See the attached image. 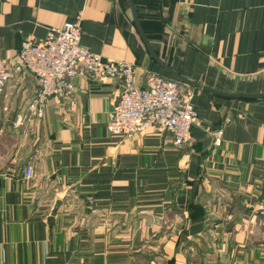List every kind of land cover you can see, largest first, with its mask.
I'll list each match as a JSON object with an SVG mask.
<instances>
[{
  "label": "crops",
  "instance_id": "crops-1",
  "mask_svg": "<svg viewBox=\"0 0 264 264\" xmlns=\"http://www.w3.org/2000/svg\"><path fill=\"white\" fill-rule=\"evenodd\" d=\"M131 1L173 72L224 94L264 93V0ZM76 19L81 45L132 65L136 86L150 74L174 79L127 0H0V59ZM72 84L71 99L49 100L20 128L36 79L23 73L0 95V264H264V218L254 213L264 201V101L190 88L199 120L176 149L157 132H107L117 82Z\"/></svg>",
  "mask_w": 264,
  "mask_h": 264
},
{
  "label": "built area",
  "instance_id": "built-area-1",
  "mask_svg": "<svg viewBox=\"0 0 264 264\" xmlns=\"http://www.w3.org/2000/svg\"><path fill=\"white\" fill-rule=\"evenodd\" d=\"M81 20L67 22L48 30L41 42L27 37L17 55L0 59V95L15 77L27 73L36 79L37 88L26 113L14 120L20 128L42 118L51 99L65 101L75 95V78L94 83L115 81L119 93L107 123L111 135L131 139L136 135L157 132L168 138L171 146L183 149L198 123L193 93L173 79L150 74L144 87L135 84V69L123 62L104 60L81 45ZM215 145H221L222 130L215 132ZM32 169L25 168L24 177L31 179ZM264 218V201L254 208ZM232 217H228L227 221Z\"/></svg>",
  "mask_w": 264,
  "mask_h": 264
},
{
  "label": "water",
  "instance_id": "water-1",
  "mask_svg": "<svg viewBox=\"0 0 264 264\" xmlns=\"http://www.w3.org/2000/svg\"><path fill=\"white\" fill-rule=\"evenodd\" d=\"M127 2L130 5L132 14H133V18L135 21V25L145 43L146 46H148V42L147 39L145 37V34L140 26V23L138 22V19L136 17V13H135V9L134 6L132 4L131 0H127ZM149 52L152 55L153 59L156 61V63L163 68L165 71H167L175 80L177 81L179 84H181L184 87H188V88H195V89H201L209 94L215 95L217 97H222V98H226V99H236V100H240V101H245V102H257V101H264V93H255V94H224V93H220L211 89H208L206 87H203L200 84L194 83L192 81H188L186 79H184L183 77H181L180 75L176 74L175 72H173L166 64H164L162 61H160L157 56L151 51L150 47L148 46Z\"/></svg>",
  "mask_w": 264,
  "mask_h": 264
},
{
  "label": "rangeland",
  "instance_id": "rangeland-1",
  "mask_svg": "<svg viewBox=\"0 0 264 264\" xmlns=\"http://www.w3.org/2000/svg\"><path fill=\"white\" fill-rule=\"evenodd\" d=\"M191 91H192V90H191ZM192 93H193V91H192ZM193 97H194V94H193ZM228 217H230V216H227L226 219H227ZM229 221H231V220H229Z\"/></svg>",
  "mask_w": 264,
  "mask_h": 264
},
{
  "label": "trees",
  "instance_id": "trees-1",
  "mask_svg": "<svg viewBox=\"0 0 264 264\" xmlns=\"http://www.w3.org/2000/svg\"><path fill=\"white\" fill-rule=\"evenodd\" d=\"M245 102V101H244Z\"/></svg>",
  "mask_w": 264,
  "mask_h": 264
}]
</instances>
